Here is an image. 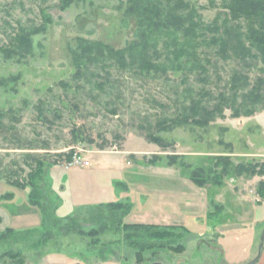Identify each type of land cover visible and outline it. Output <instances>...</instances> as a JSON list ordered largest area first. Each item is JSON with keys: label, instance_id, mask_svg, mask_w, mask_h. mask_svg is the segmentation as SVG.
Segmentation results:
<instances>
[{"label": "rangeland", "instance_id": "1", "mask_svg": "<svg viewBox=\"0 0 264 264\" xmlns=\"http://www.w3.org/2000/svg\"><path fill=\"white\" fill-rule=\"evenodd\" d=\"M190 1L205 23L225 11L220 0ZM126 6L0 0V45L19 26H43L25 56L0 52V264H237L258 249L262 176L235 165L264 159V106L239 116L224 108L207 125L147 126L174 115L201 86L219 91L240 67L206 46L209 32L197 39L204 71L189 61L171 68L164 58L165 72L112 65L73 76L78 37L115 48L136 37ZM148 130L166 144L148 139ZM75 152L88 164L74 161Z\"/></svg>", "mask_w": 264, "mask_h": 264}, {"label": "trees", "instance_id": "2", "mask_svg": "<svg viewBox=\"0 0 264 264\" xmlns=\"http://www.w3.org/2000/svg\"><path fill=\"white\" fill-rule=\"evenodd\" d=\"M72 1L60 0L61 8ZM208 1L210 5L214 4L213 0ZM220 4L225 10L223 15L217 14L205 23L190 0H127V15L136 18V37L118 48L101 40L78 37L76 46L70 48L73 76L82 77L95 66L105 69L112 65L130 69L136 74L148 75L158 70L165 72L167 66L164 58H168L171 68H180L182 63L185 65L189 61V69L204 71L206 66L196 51L199 45L197 39L205 41L209 32L211 35L205 41L206 46L222 59L235 60L240 67L232 69L225 86L219 91L213 92L201 86L195 90L196 96H191L185 104L182 102L174 115L160 117L153 124L148 122L147 126L154 125L157 131H161L180 124L207 125L216 116L224 114V108H229L234 116L252 114L264 106V0H220ZM41 18L42 22H46L50 16L42 9ZM42 29V23L32 25L30 29L19 26L9 37L8 43L0 45V52L6 58L25 56L31 50V35ZM159 44L162 49L158 48ZM173 62L177 64L173 65ZM253 67L258 72L251 75ZM197 78L202 82L207 80V76L201 75V72ZM98 83L102 84L103 81ZM155 133L148 130L145 136L165 145L166 141ZM40 166L37 160L36 173H40ZM235 171L261 175L256 193L264 200V159L238 162ZM192 175L196 183L204 182L195 176V172ZM220 177L217 174L213 181L219 182ZM11 182L21 183L17 178ZM31 184V203L36 204V186Z\"/></svg>", "mask_w": 264, "mask_h": 264}, {"label": "crops", "instance_id": "3", "mask_svg": "<svg viewBox=\"0 0 264 264\" xmlns=\"http://www.w3.org/2000/svg\"><path fill=\"white\" fill-rule=\"evenodd\" d=\"M257 253V249L254 248V249H251L250 252H249V255L248 258H246L243 262H238L237 264H242V263H245L247 262L248 260L252 259L254 257V255H256ZM251 264H264V240H263V243H262V247H261V250H260V254L258 256V258L252 262Z\"/></svg>", "mask_w": 264, "mask_h": 264}, {"label": "water", "instance_id": "4", "mask_svg": "<svg viewBox=\"0 0 264 264\" xmlns=\"http://www.w3.org/2000/svg\"><path fill=\"white\" fill-rule=\"evenodd\" d=\"M263 237H264V231H263V234L261 235V242L259 243L256 255L252 259L248 260L247 262H245L243 264H251L252 262H254L258 258L259 254H260L261 247H262ZM149 264H163V263H161L160 261H156L154 263H149Z\"/></svg>", "mask_w": 264, "mask_h": 264}, {"label": "built area", "instance_id": "5", "mask_svg": "<svg viewBox=\"0 0 264 264\" xmlns=\"http://www.w3.org/2000/svg\"><path fill=\"white\" fill-rule=\"evenodd\" d=\"M73 159L76 162H84V164H88V161L83 160V158L81 157V155L79 153H77V152L74 153Z\"/></svg>", "mask_w": 264, "mask_h": 264}]
</instances>
